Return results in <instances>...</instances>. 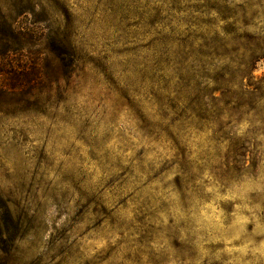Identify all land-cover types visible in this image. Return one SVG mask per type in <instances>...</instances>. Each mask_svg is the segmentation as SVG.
<instances>
[{
  "label": "rangeland",
  "instance_id": "obj_1",
  "mask_svg": "<svg viewBox=\"0 0 264 264\" xmlns=\"http://www.w3.org/2000/svg\"><path fill=\"white\" fill-rule=\"evenodd\" d=\"M12 2L0 0L10 20L44 28L17 18ZM60 3L69 16L58 22H73L77 35L81 86L53 108L16 106L0 92V264H264V0ZM190 31L210 54L196 71L208 64L216 78L229 68L219 79L238 100H253L234 120L225 116L236 128L231 141H217L209 126L177 125L175 145L160 131L153 87L137 83L133 49L150 47L140 50L148 64L165 58L152 48L167 40L175 60ZM116 90H139L144 123Z\"/></svg>",
  "mask_w": 264,
  "mask_h": 264
},
{
  "label": "trees",
  "instance_id": "obj_2",
  "mask_svg": "<svg viewBox=\"0 0 264 264\" xmlns=\"http://www.w3.org/2000/svg\"><path fill=\"white\" fill-rule=\"evenodd\" d=\"M199 1L209 3V0ZM11 6L13 9L17 7V11L14 9L17 18L32 16L36 20L35 25H43L44 28L34 30L17 24L16 19L10 20L12 16H7L5 8L0 4V76H5L0 84V92L6 98L16 100V106L26 104L53 108V100L65 96L70 86H81L77 35L72 27L73 22L65 25L58 22L59 18H68L67 6L60 3V0H16ZM175 11L182 12L180 9ZM55 19L57 20L54 23ZM189 26L200 29L198 23ZM146 34L152 35L151 30ZM203 39L205 38L197 32L190 31L184 40L179 41L181 52L178 54L179 58L175 60L170 57L171 50L167 44L170 42L167 40H155L156 46L152 48L154 55L157 52L163 54L165 58L161 57L159 60L144 58L143 61H150L148 64L141 62L140 50L147 49L150 52V47H137L132 50L135 69L142 68L141 71L134 70L141 74L137 82L139 88L141 86L145 89L148 85L153 87L148 93L159 105L161 119L166 123V127L160 131L166 132L175 145H178L177 125L188 131L209 126L213 128V136L217 141L220 143L225 140L231 141L236 128L228 127L225 116L227 115L229 120H234L243 114V107H252L253 100L246 103L232 95L233 86L230 80L219 79L225 77L222 76L224 72L230 74L227 72L231 71L229 68L223 69L216 78H210L205 74L208 64L204 63V73L196 71L199 59L210 56L209 52L205 51L208 49L207 44L197 45ZM152 70L153 75H150L149 72ZM165 71H171L169 76L163 75ZM210 82L218 87L210 89ZM217 89L221 91L220 97L216 96ZM117 97L119 101L128 103L139 122H145L139 106L140 101H136L137 98H141L139 90H132L131 96L118 91ZM146 98L150 99L147 96ZM147 128L148 126L142 127L143 130ZM251 135L256 137L257 132L253 131ZM249 144L250 142L245 143ZM238 151L246 149L241 148ZM176 187L183 195L188 191L180 179ZM186 197L184 196V199ZM7 216L8 221L14 222L10 213ZM18 226L22 228L21 224ZM0 229L2 231L1 225Z\"/></svg>",
  "mask_w": 264,
  "mask_h": 264
}]
</instances>
